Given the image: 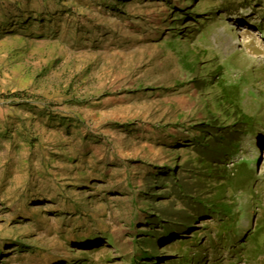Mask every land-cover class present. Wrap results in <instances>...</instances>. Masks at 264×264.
Returning <instances> with one entry per match:
<instances>
[{
  "label": "rangeland",
  "instance_id": "obj_1",
  "mask_svg": "<svg viewBox=\"0 0 264 264\" xmlns=\"http://www.w3.org/2000/svg\"><path fill=\"white\" fill-rule=\"evenodd\" d=\"M233 90L253 120L220 165L253 169L240 233L150 225L183 208L155 175L194 177L195 128L233 126ZM263 221L264 0H0V264H264Z\"/></svg>",
  "mask_w": 264,
  "mask_h": 264
},
{
  "label": "trees",
  "instance_id": "obj_2",
  "mask_svg": "<svg viewBox=\"0 0 264 264\" xmlns=\"http://www.w3.org/2000/svg\"><path fill=\"white\" fill-rule=\"evenodd\" d=\"M237 91L239 90L237 89ZM237 91L226 92L220 104L225 114H228L229 117H235L236 120L233 126L221 127L217 125V120H214L216 124L202 123L196 126L195 129L201 132L202 138L187 146L193 145L192 149L197 154L199 170L195 172L194 177L183 178L175 170L155 175L157 183L162 182V184L156 185L152 189L155 190L161 187L172 189L171 194L181 201L183 208L176 210L157 208L155 214H149L150 225L157 226L156 221H159L165 225L163 229L166 233L175 232L177 231L175 229H178L177 227L185 226L184 222L194 219L189 213H197L198 217L215 219L218 224V232L223 235L226 234L225 241L227 242L232 241L240 233L236 230L237 223L242 217L249 216L247 209L251 207L250 204L245 207L243 201L245 196L251 193V186L255 182L253 169L250 167V162H246L238 164L235 172L231 174L227 172L226 168L220 171V165L227 163L222 160L226 155L225 150L234 149V145H237L240 136L253 127L252 118L244 112L237 98L234 99ZM226 105L231 108H227ZM227 145L229 147L225 148ZM206 187H211L210 195L203 192ZM148 188L149 191L145 193V196L149 199H157L158 196H152L150 185ZM229 192L233 193L231 197H229ZM236 208L240 212L239 214L235 213ZM258 232L256 234L258 238L264 237V224L258 226ZM154 235L159 236L160 234L155 233ZM146 237L152 236L147 235ZM153 242L144 239L139 241L137 246L142 248V246L151 245ZM177 244L182 248L186 246L184 241ZM191 255V251L182 252L176 262L179 264H192Z\"/></svg>",
  "mask_w": 264,
  "mask_h": 264
}]
</instances>
